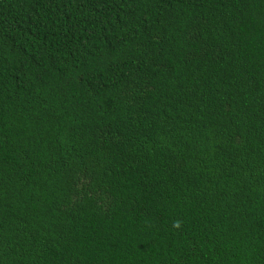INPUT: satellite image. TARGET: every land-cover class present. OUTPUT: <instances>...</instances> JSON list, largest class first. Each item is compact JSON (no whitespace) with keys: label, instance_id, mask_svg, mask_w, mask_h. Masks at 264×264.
Segmentation results:
<instances>
[{"label":"trees","instance_id":"obj_1","mask_svg":"<svg viewBox=\"0 0 264 264\" xmlns=\"http://www.w3.org/2000/svg\"><path fill=\"white\" fill-rule=\"evenodd\" d=\"M0 264H264V0H0Z\"/></svg>","mask_w":264,"mask_h":264}]
</instances>
